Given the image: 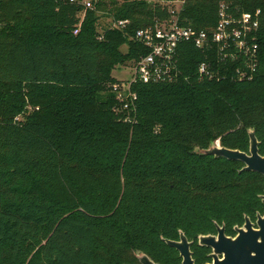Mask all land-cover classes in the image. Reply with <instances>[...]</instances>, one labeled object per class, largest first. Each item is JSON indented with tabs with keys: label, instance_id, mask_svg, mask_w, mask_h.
<instances>
[{
	"label": "trees",
	"instance_id": "obj_1",
	"mask_svg": "<svg viewBox=\"0 0 264 264\" xmlns=\"http://www.w3.org/2000/svg\"><path fill=\"white\" fill-rule=\"evenodd\" d=\"M221 1L261 11L253 77L230 66L197 79L207 52L185 42L183 76L135 83L132 111L112 93V71L146 54L133 35L166 14L158 4L110 0L112 23H128L99 30L104 0L86 10L79 0H0V264H140L136 251L181 264L166 242L180 233L205 264L199 235L217 226L233 235L264 212V176L196 151L218 139L248 152L253 129L264 155V0H186L180 20L209 31Z\"/></svg>",
	"mask_w": 264,
	"mask_h": 264
},
{
	"label": "built area",
	"instance_id": "obj_2",
	"mask_svg": "<svg viewBox=\"0 0 264 264\" xmlns=\"http://www.w3.org/2000/svg\"><path fill=\"white\" fill-rule=\"evenodd\" d=\"M185 1H152V4H158L166 14L155 16L152 24L134 32L133 38L141 43L147 52L129 64L132 73L128 79L117 80L111 84V91L121 102V108L135 111L137 95L132 88L135 83L174 82L183 76L179 67V54L181 45L185 42L207 52V58L202 60L196 69V77L199 80H217L227 73L230 66L239 79L249 80L257 71L260 9L235 11L230 9L225 1H221L218 5L217 21L208 31L181 23L180 13ZM79 2L85 10L91 8L90 1ZM83 17L84 12L73 30L74 34L78 32ZM127 23V19H120L113 21L111 27L124 29ZM208 52L215 56L214 63L208 59Z\"/></svg>",
	"mask_w": 264,
	"mask_h": 264
},
{
	"label": "water",
	"instance_id": "obj_3",
	"mask_svg": "<svg viewBox=\"0 0 264 264\" xmlns=\"http://www.w3.org/2000/svg\"><path fill=\"white\" fill-rule=\"evenodd\" d=\"M248 135V152L224 147L217 140L211 142L208 148L196 151L240 161L243 163L241 171H254L264 176V155L259 152V141L253 129H248ZM261 200L264 203V195L261 196ZM256 224L258 229L253 227V223L246 216L243 226L235 227L237 231L235 237L225 235L223 226H217L216 235H199V245L212 249L210 254L212 262L205 264H264V216L258 215ZM166 242L178 251L181 264H195L190 250L191 242L183 233H180L179 240H166ZM135 254L140 264H159L144 252L136 251Z\"/></svg>",
	"mask_w": 264,
	"mask_h": 264
},
{
	"label": "rangeland",
	"instance_id": "obj_4",
	"mask_svg": "<svg viewBox=\"0 0 264 264\" xmlns=\"http://www.w3.org/2000/svg\"><path fill=\"white\" fill-rule=\"evenodd\" d=\"M80 1H90L91 3V9H95V2L97 0H80ZM106 2L105 5H103L102 8H96V14L98 15V29L102 30L103 27H105L106 25H112V21H111V17H110V12H109V8H110V0H104ZM118 2H121L122 0H116ZM153 0H147L148 3L152 4ZM122 51L126 50V46H122L121 47ZM132 73L131 69H130V65L129 64H125L122 66H117L113 71H112V75L117 78L118 80H125L128 79L130 77V74ZM36 107V106H35ZM36 109V108H35ZM34 110V106L31 104H28V106H26V108L23 110L22 115L28 116L32 113V111ZM218 141V139H217ZM220 220V219H219ZM205 229H203V231H205L204 233L207 232H214V227L211 224L205 223ZM196 231H192V236H196ZM195 234V235H194ZM174 255V254H172Z\"/></svg>",
	"mask_w": 264,
	"mask_h": 264
},
{
	"label": "flooded vegetation",
	"instance_id": "obj_5",
	"mask_svg": "<svg viewBox=\"0 0 264 264\" xmlns=\"http://www.w3.org/2000/svg\"><path fill=\"white\" fill-rule=\"evenodd\" d=\"M263 195H264V193H263ZM258 215L264 216V212H263V213H261V212H257L254 218L249 217V219H250L251 222L253 223V227H255L256 229H258V226H257V224H256L257 216H258ZM247 217H248V216H247ZM244 222H245V220L243 221V223H242L241 225H235V226H234V229H235L236 226H237V227H242L243 224H244ZM224 232H225V230H224ZM216 234H217V230H216V232H215L213 235H216ZM225 235H226V233H225ZM236 235H237V231L235 230V232H234L233 235H227V236H229V237H235ZM198 243H199V242H198ZM208 248L211 250V252H210V254H211V253H212V249H211L210 247H208ZM209 262H212V258H211V260H210Z\"/></svg>",
	"mask_w": 264,
	"mask_h": 264
}]
</instances>
